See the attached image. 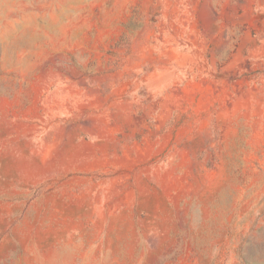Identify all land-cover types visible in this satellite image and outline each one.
Instances as JSON below:
<instances>
[{"label": "rangeland", "instance_id": "rangeland-1", "mask_svg": "<svg viewBox=\"0 0 264 264\" xmlns=\"http://www.w3.org/2000/svg\"><path fill=\"white\" fill-rule=\"evenodd\" d=\"M0 264H264V0H0Z\"/></svg>", "mask_w": 264, "mask_h": 264}]
</instances>
